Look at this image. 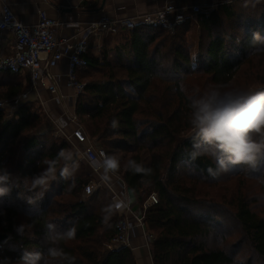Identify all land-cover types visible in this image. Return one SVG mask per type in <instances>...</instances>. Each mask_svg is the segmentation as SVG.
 I'll list each match as a JSON object with an SVG mask.
<instances>
[{
	"label": "trees",
	"instance_id": "trees-1",
	"mask_svg": "<svg viewBox=\"0 0 264 264\" xmlns=\"http://www.w3.org/2000/svg\"><path fill=\"white\" fill-rule=\"evenodd\" d=\"M196 20L200 36L195 71L187 41L190 19L174 31L136 24L121 33L123 41L114 48L86 55L87 66L78 71L86 86L76 112L107 154L120 156L118 168L137 201L158 194L159 202L145 214L155 234L150 245L153 264H264L261 172L249 173L238 165L213 180L205 171L213 166L209 159L188 162L191 129L187 99L180 90L183 81L190 92L189 81L199 75L213 86H234L242 72L258 78L260 63L254 61L263 59L264 52L251 54L248 41L253 31L264 34V1L220 2L198 13ZM29 86L28 78L0 70V99ZM260 88L264 86L255 90ZM33 106L31 100L24 102L11 118L0 110V167L21 179L41 171V161L71 150L67 141L40 128ZM133 161L152 169L151 175L132 171ZM73 162L74 175L66 180L57 172L43 198L32 204L27 200L35 192L23 186L0 197V234L7 236L0 242V259L16 264L24 249L42 251V223L51 219L61 229L77 228L76 239L64 245L76 257L75 264H138L130 248L103 250V242L116 233L113 222L119 209L105 188L82 196L90 174L76 155ZM260 165L264 171V158ZM20 224L25 226L23 236L14 230Z\"/></svg>",
	"mask_w": 264,
	"mask_h": 264
},
{
	"label": "built area",
	"instance_id": "built-area-1",
	"mask_svg": "<svg viewBox=\"0 0 264 264\" xmlns=\"http://www.w3.org/2000/svg\"><path fill=\"white\" fill-rule=\"evenodd\" d=\"M200 12H203V9L199 5L180 6L166 2L162 8L143 14L139 22L132 18L116 19L102 14L86 22L79 36L67 37L57 32L58 27L66 25L64 20L52 18L45 11H41L38 21L28 25L14 14L8 4L3 6L0 16V70L27 75L30 86L15 96L0 99V110L4 111L6 118L13 117L24 102L30 101L32 91L38 97L37 107L44 108L46 101L43 94H49L48 100L59 108L58 119L66 124L59 125L58 119H52L53 135L68 142L76 157L86 164L90 174L82 195L88 196L98 189L105 188L110 191L114 202L121 205L115 224L116 233L105 244L109 250H133L137 232L144 239L143 246L150 249L154 234L148 228L145 214L150 206L159 202V196L152 192L137 207V201L133 199L134 194L124 182L118 168L110 170L105 179L104 169L93 166V158H99L101 153L104 156L109 155L97 138L87 135L76 112L77 100L86 86V82L79 79L78 71L87 66L86 55L92 40H101L105 36L130 30L138 23L174 31L189 17H196ZM8 35L14 43L5 54L3 45ZM62 61H66V71L55 72L54 69Z\"/></svg>",
	"mask_w": 264,
	"mask_h": 264
},
{
	"label": "clouds",
	"instance_id": "clouds-1",
	"mask_svg": "<svg viewBox=\"0 0 264 264\" xmlns=\"http://www.w3.org/2000/svg\"><path fill=\"white\" fill-rule=\"evenodd\" d=\"M248 43L251 54L264 52V34L259 30L252 32ZM190 59L193 62L190 67L195 71L196 56L192 55ZM180 90L187 99V122L191 129L192 144L185 150L188 162L195 164L202 158L209 159L213 166L205 171L213 180L238 165L249 173L261 172L260 178L264 180L260 165L261 158H264V88L251 90L209 85L204 91L193 89L189 92L181 81ZM113 126H116V121H113ZM74 155L73 151L62 149L55 158L40 162L45 165L41 171L23 179L14 177L6 167H0V197L9 196L14 189L23 186L27 191L35 192V197L28 198L29 204L34 203L36 198H43L51 182L57 178V172L66 180L74 175ZM92 164L104 169L105 179L110 170L119 167L114 156H104L103 153L99 158H93ZM129 167L146 176L152 173V169L135 161ZM17 196L23 198L20 191H17ZM120 207V204L114 206L115 209ZM42 228L44 249H24L16 264H75L76 257L70 255L64 245L76 239L77 228L70 226L61 229L51 219L44 220ZM14 230L20 236L25 234L23 224L16 225ZM0 264L12 262L4 258L0 259Z\"/></svg>",
	"mask_w": 264,
	"mask_h": 264
},
{
	"label": "crops",
	"instance_id": "crops-1",
	"mask_svg": "<svg viewBox=\"0 0 264 264\" xmlns=\"http://www.w3.org/2000/svg\"><path fill=\"white\" fill-rule=\"evenodd\" d=\"M219 1L226 0H0V16L3 12V6L8 4L18 18L22 19L28 25H33L38 21L39 13L45 11L50 17L64 20L66 22V25L57 28L59 35L77 37L80 35L82 26L86 22L102 14L116 19L132 18L139 22V19L143 14L154 12L159 8H162L166 2H172L180 6L203 4L211 10L217 5V3H219ZM232 1L233 0H229L228 2ZM190 18L191 17L188 19ZM190 29L189 33L196 38L197 33L199 32L196 18L191 21ZM122 32L105 36L101 40H92L88 53L98 54L105 46L109 49L114 48L117 44L123 41L121 40L123 37L121 34ZM13 43V39L8 35L3 45L5 54L8 53V50L13 46ZM193 45H195V43H193ZM191 54L193 55L192 52ZM54 71L64 73L66 71V61H62ZM21 76L29 79L27 75ZM48 96V93L43 94V99L46 101L44 106L46 109L45 112L46 114H49L52 119L57 120L59 116V108L48 100ZM30 97L29 100H31L37 107L38 97L34 91L31 92ZM57 123L66 126L63 120L58 119ZM133 199H136L134 195ZM133 243L134 249L132 251L137 258L138 264H153L151 251L143 246L144 239L139 232H137Z\"/></svg>",
	"mask_w": 264,
	"mask_h": 264
},
{
	"label": "rangeland",
	"instance_id": "rangeland-1",
	"mask_svg": "<svg viewBox=\"0 0 264 264\" xmlns=\"http://www.w3.org/2000/svg\"><path fill=\"white\" fill-rule=\"evenodd\" d=\"M220 2H224V1H219ZM218 4V3H217ZM202 9H203V12H207L209 11V9L207 8V6H204L203 4L200 5L198 4ZM196 18L195 16L191 17L190 20L193 21V19ZM191 30V29H190ZM189 30V31H190ZM188 31V34H187V41H188V44H189V47H190V51L193 53V55L196 56L197 54V46H198V42H199V32L197 33V36L195 38V36L193 37L191 33H189ZM199 31V30H198ZM195 43V45H193V43ZM192 43V44H191ZM256 64H258L260 67L259 69L261 70V72L258 74V78L257 76H254V77H246V73L245 72H242V74H240V78L238 80V83L234 86H229V87H235V88H242V89H251V90H255L256 88H259V87H262L264 86V83H259L260 82V79L264 77V58L263 59H260V57L258 59H256L254 61ZM248 65H245L243 66L244 68L247 67ZM204 75H199L197 77H194L193 80H190L189 81V87L191 89L190 92L193 91V89H199L200 91H204L206 90L209 85H212L209 80L206 78V77H202ZM258 79V80H256ZM239 84V86H238ZM31 98V97H30ZM35 112H37L39 114V118H40V128L43 130V129H47L48 130V133L50 136L56 138L54 135H53V127H54V121H52V118L49 116V114H46V112L44 111L43 107H36L35 105L33 106ZM83 124V123H82ZM84 125V124H83ZM84 130L85 132L87 133L88 136L90 137H94V138H97L96 136H91L87 130V128L85 127L84 125ZM58 139H61V138H58ZM98 140V138H97ZM72 150V149H71ZM73 151V150H72ZM111 156H114L115 158H119L120 156H117V155H111ZM144 159L145 161H149L150 160V153L149 152H145L144 153ZM83 163V162H82ZM126 163H127V158H123L121 160V167L124 168L126 166ZM84 164V163H83ZM85 165V164H84ZM119 169V168H118ZM120 171V169H119ZM121 172V171H120ZM156 193V192H155ZM83 197H86L84 195H82ZM135 196V200L137 201V196L134 194ZM139 201L136 202V205L137 207L139 206ZM118 220V219H117ZM117 222V221H116ZM114 224H116L115 222H113ZM148 225V223H147ZM148 228L150 229L149 225H148ZM151 230V229H150ZM152 231V230H151ZM153 232V231H152ZM154 234V232H153ZM154 238H155V234H154ZM110 240V239H109ZM109 240L107 241H104L103 242V250H109L105 244L106 242H108ZM150 251H151V247H150Z\"/></svg>",
	"mask_w": 264,
	"mask_h": 264
},
{
	"label": "water",
	"instance_id": "water-1",
	"mask_svg": "<svg viewBox=\"0 0 264 264\" xmlns=\"http://www.w3.org/2000/svg\"><path fill=\"white\" fill-rule=\"evenodd\" d=\"M7 236L4 234H0V242L6 240Z\"/></svg>",
	"mask_w": 264,
	"mask_h": 264
}]
</instances>
